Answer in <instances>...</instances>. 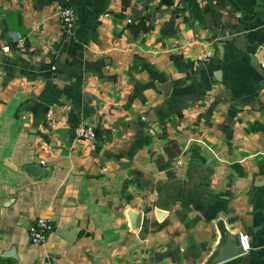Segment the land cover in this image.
<instances>
[{
    "label": "crops",
    "instance_id": "crops-1",
    "mask_svg": "<svg viewBox=\"0 0 264 264\" xmlns=\"http://www.w3.org/2000/svg\"><path fill=\"white\" fill-rule=\"evenodd\" d=\"M0 52V264H206L222 230L251 248L212 264H264V0H0Z\"/></svg>",
    "mask_w": 264,
    "mask_h": 264
},
{
    "label": "built area",
    "instance_id": "built-area-1",
    "mask_svg": "<svg viewBox=\"0 0 264 264\" xmlns=\"http://www.w3.org/2000/svg\"><path fill=\"white\" fill-rule=\"evenodd\" d=\"M56 14L59 17L62 27L66 31H72L76 26L74 9L64 1H60L56 6ZM17 45L23 47L24 42L18 38ZM213 55L212 51L198 53L195 58L198 61L209 59ZM73 134L75 139H95L97 134L93 127L83 123H78ZM44 164V161H40ZM53 229L52 220L46 217H38L28 226V238L31 244H41L46 240L47 234ZM241 248L243 251H248L251 248L250 242L246 235L240 234ZM245 242L247 246H245Z\"/></svg>",
    "mask_w": 264,
    "mask_h": 264
},
{
    "label": "water",
    "instance_id": "water-1",
    "mask_svg": "<svg viewBox=\"0 0 264 264\" xmlns=\"http://www.w3.org/2000/svg\"><path fill=\"white\" fill-rule=\"evenodd\" d=\"M221 51V48H219ZM0 52V57H1ZM54 67L62 73V78H67L72 73L76 72L78 70L77 67L63 62H56L54 63ZM30 111L32 113V126L34 128H37L39 124L42 122L45 114L49 111V106L42 103L41 101L37 99H32L28 103L24 104L21 108V112ZM33 168V167H32ZM34 175H38L39 173L37 171H33ZM45 169L41 170V173L44 174ZM141 220V215L137 217V223L139 224ZM61 234H63L61 231H59ZM221 239L219 240L217 246L215 247L213 253L211 254L209 260L206 264H212L218 260L228 258L231 256H234L241 252V248L238 246L237 237L234 236V245L235 247H227L226 242L229 235L226 233V231L222 230L221 232ZM225 245V247H224ZM224 249H223V248Z\"/></svg>",
    "mask_w": 264,
    "mask_h": 264
},
{
    "label": "snow or ice",
    "instance_id": "snow-or-ice-1",
    "mask_svg": "<svg viewBox=\"0 0 264 264\" xmlns=\"http://www.w3.org/2000/svg\"><path fill=\"white\" fill-rule=\"evenodd\" d=\"M245 246H247V243L245 242Z\"/></svg>",
    "mask_w": 264,
    "mask_h": 264
}]
</instances>
